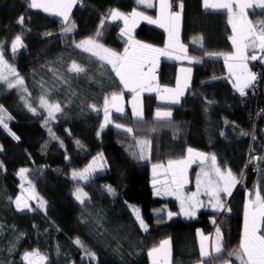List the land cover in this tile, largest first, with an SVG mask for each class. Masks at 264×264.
<instances>
[{
	"label": "trees",
	"instance_id": "16d2710c",
	"mask_svg": "<svg viewBox=\"0 0 264 264\" xmlns=\"http://www.w3.org/2000/svg\"><path fill=\"white\" fill-rule=\"evenodd\" d=\"M30 2L0 0V50L24 80L25 99L38 111L33 115L27 110L20 89L0 88V106L12 117L8 130L0 126V264H24L22 255L34 249L47 255L46 264H150L149 251L165 239L171 241L172 264H196L202 260L196 231L210 233L214 227L221 231L223 250L204 264H241L229 253L239 249L247 194L260 192L264 198V113L259 118L250 115L249 108L255 111L261 104L243 102L226 78L221 57L232 51L230 13L205 10L203 0H170L174 7L183 5L180 35L188 55L202 61L190 65L191 86L180 104L144 95L142 119L126 108L123 114L113 113L112 125L101 130L105 99L121 94L122 88L110 64L75 44L95 37L104 20L98 42L120 55L127 38L121 35L122 23L109 20L110 11L129 14L135 9L156 18L158 0L150 9L135 0H77L68 14L75 25L70 33L63 32V20L29 8ZM248 17L259 25L264 11H249ZM137 26L133 37L163 47L164 29L145 21ZM17 35L24 47L14 54L11 42ZM73 62L84 72L69 73ZM178 65L159 62L161 86H174ZM42 95L63 110L49 121L58 139L46 155L39 153L42 134L49 133L42 126L47 119L39 107ZM165 108L173 111L172 117L157 120L155 110ZM141 141L149 143L143 159L138 151ZM188 148L214 154L220 168L231 170L239 181L221 211L202 209L192 220L180 217L176 201L157 195L151 186V164L185 158ZM97 155L103 158V172L88 182L72 180V172L82 171ZM21 168L29 170L25 180L46 202L44 209L30 204L32 210L17 211ZM105 186L116 195H109ZM78 187L87 194L83 205L73 195ZM135 209L147 231L136 221ZM169 211L175 214L170 220ZM77 239L83 246L74 243Z\"/></svg>",
	"mask_w": 264,
	"mask_h": 264
},
{
	"label": "snow or ice",
	"instance_id": "6c2138e0",
	"mask_svg": "<svg viewBox=\"0 0 264 264\" xmlns=\"http://www.w3.org/2000/svg\"><path fill=\"white\" fill-rule=\"evenodd\" d=\"M137 5H142L144 8H153L157 5L153 3V0H135ZM77 0H46V2L37 3V0H31L29 8H40L45 12H52V14L61 16L65 21L69 19V11ZM233 4L237 11V15L241 18L242 23L239 26L229 20L232 24V30L234 36L230 37L235 47V53L229 56H225L226 66L230 76L234 78L233 87L239 93L241 97L246 95L245 89L253 87L258 79V74L251 71L247 65V61L260 60L264 63V56H257L255 54L249 55V50L255 52L259 49L264 52V21L259 22V25H254L251 21L247 20L244 16V9L251 8L252 4L248 0H242L241 3H235V0H226L224 3L211 4L208 0H203V6L205 9H227L229 13L233 12ZM182 8L183 5L181 4ZM256 7H264V0H257ZM172 9V3L170 0H158L157 16L153 18L150 15L145 14L143 11L133 10L132 13L124 14L123 12L112 9L109 13V19L111 21H123L124 27L121 28V35L127 37L126 47L123 55H119L116 52L104 47V45L98 42V38L103 35V27L105 24L104 20H101L100 27L98 28L95 37H90L75 44L77 49H82L84 52L91 53L94 57H99L101 60H106L108 64L112 66V70L115 75L119 78V81L126 89L133 93L140 91H155L156 89L152 86L153 68L158 57L169 56L171 51H176L180 56L187 57V49L183 44H180L177 39L176 25L177 21L180 20L181 13L174 12ZM139 21H145L149 25H156L159 28L165 30L168 33V42L164 49L152 47L149 44L137 41L132 36V29L137 25ZM23 23V17L18 21ZM75 28V25L67 23L63 28L64 33H70ZM21 35H17L11 42V51L15 54L20 48H23ZM209 58L211 56L209 55ZM231 61V63H228ZM190 63H201V60L189 58ZM69 73L80 74L84 72V69L78 66L75 62L67 69ZM182 71L187 74L191 69L185 68ZM0 82L6 84L8 90L20 89L22 95L21 99L25 100V107L33 115H37L38 111L36 107H33L27 102L23 93L28 90L24 87V80L19 76L16 68L10 65L5 59L3 50H0ZM189 85L185 83L183 88H188ZM168 92L171 97L172 104H180L181 97L184 95V91L180 86V81H177V88L164 89ZM47 94V93H46ZM121 99L120 95L113 94L111 96L112 108L116 113H122L123 109L119 104ZM39 107L44 109L47 113V119L44 121L42 126L47 127L52 139H58V137L52 133L49 121L55 119L57 114H63L62 107L59 103H50L42 95L39 98ZM66 107V106H65ZM95 110V109H94ZM133 115L135 118L142 119V112L138 111L136 107H133ZM110 113L108 108V100L105 99L104 108V123L100 125L101 130L104 129L105 125L111 123L109 119ZM172 117L171 111H157L155 118L157 120H167ZM12 117L6 113L3 106H0V126L5 130H8L7 121L11 120ZM120 128V125H116ZM127 132H131V129H125ZM14 139H19L13 133ZM97 135H100L98 132ZM79 143V141H77ZM188 156L185 159L177 161H169L165 168V173H170L172 180L171 184L165 181L164 194L175 195L176 199L180 202V212L186 217H193L199 208H203L204 202L199 199L200 195L203 194L209 197V205L213 211H219L224 208L221 194L231 195V189L239 182L236 176L233 175L231 170L222 171L217 165V157L213 154L208 156L202 152H196L192 148L187 149ZM143 159V156L140 157ZM100 157L94 158L93 162L85 167L82 171H73L72 180H80L88 182L91 177L103 170V164L99 167L96 165V160ZM199 163L204 166L202 168V174L197 175V191L190 195H181V191L184 187L186 180L187 170L191 164ZM210 161V165H208ZM2 167V164H0ZM163 165H153V168H160ZM28 169L21 168L17 175L21 181H25ZM201 175L203 178H201ZM157 181H153L155 185ZM28 193L27 196L18 195L14 201L17 211H23L25 209L32 210L29 208V200H37V207L44 209L46 202L37 196L34 187L31 182H28ZM106 191L109 195L115 196V190L111 186H105ZM201 189L203 192L201 193ZM157 195L160 194V190H157ZM75 199L80 202L81 205L85 204L86 193L81 188H77L73 193ZM251 211H248L249 205L246 204L245 220L242 238L239 244V249L235 252L229 253V256L235 255L240 259L241 264H264V198L261 197L260 192L255 193V199L250 201ZM162 210H157V214ZM136 221L139 226L147 231V225L142 219L139 209H135L134 213ZM175 215L171 211L167 212L169 220ZM214 223V221H213ZM75 244L83 246L82 241L77 239L74 241ZM168 240L161 242L160 247L153 248L149 251L148 255L155 257L152 264H158L160 257L167 259L169 256ZM222 234L219 228L216 229V241L213 247V251L217 254L221 252ZM12 251V249H9ZM59 254V249H57ZM86 255L91 260H96V256L92 252H87ZM201 257H207L209 253L206 251L203 241L200 245ZM24 264H46L48 257L46 254H42L40 250L34 249L32 251H26L22 257Z\"/></svg>",
	"mask_w": 264,
	"mask_h": 264
},
{
	"label": "crops",
	"instance_id": "0c3cea01",
	"mask_svg": "<svg viewBox=\"0 0 264 264\" xmlns=\"http://www.w3.org/2000/svg\"><path fill=\"white\" fill-rule=\"evenodd\" d=\"M208 2L209 3H211V4H220L221 2H222V0H208ZM225 2H226V0H225ZM242 2V0H235V3H241ZM248 2H250L251 4H252V7L251 8H247V9H244V16L247 18V20H249V21H251L250 19H249V17H248V12L249 11H264V7H256V0H248ZM205 9V8H204ZM233 12L232 13H230V19L232 20V22L233 23H236L238 26H239V24L240 23H242V21H241V18L236 14L237 13V11H239V10H237L236 8H235V4H233ZM205 10H208V11H212V12H215V11H228L227 9H205ZM172 11H174V12H180L181 13V7L180 6H175V10H172ZM131 13H129V15H130ZM181 17H182V13H181ZM181 17H180V20L179 21H177V25H176V30H177V39H178V41H179V43L180 44H183L182 43V41H181V35H180V31H181V27H182V24H181ZM110 20V19H109ZM111 21V20H110ZM113 22V21H112ZM116 22H118V21H116ZM119 22H121L122 23V26H124V24H123V21H119ZM252 22V21H251ZM138 23H140V21L138 22ZM137 23V24H138ZM253 23V22H252ZM255 25V24H254ZM137 25L132 29V36H133V34H134V32H135V30L137 29ZM231 32H232V34H231V36L230 37H232V36H234V33H233V30H232V24H231ZM166 39H165V42H164V44H163V47H157V46H154V45H152V47H155V48H160V49H164L165 48V45L167 44V42H168V33H166ZM127 38V37H126ZM135 40H137L135 37H133ZM138 41V40H137ZM142 42V41H141ZM142 43H144V42H142ZM230 43H231V45H232V51L231 52H229V53H227L226 55H223L222 57H221V60H222V62H223V65H225V71H226V73H225V75H226V78H227V80H228V82L231 84V86L233 87V83H234V78L233 77H231L230 76V73H229V71H228V67L226 66V62H225V56H229V55H232V54H234L235 53V47H234V45H233V43H232V40L230 39ZM184 45V47L187 49V45H185V44H183ZM125 51V50H124ZM124 51L120 54V55H123L124 54ZM249 55H252V54H255V55H257L258 57L259 56H261L260 55V50L259 49H257L255 52H252V50H249V53H248ZM189 58H192L191 56H189L188 55V50H187V57H183V56H180L179 54H178V52H176V51H171L170 52V55L169 56H164V57H158L157 58V60H156V63H155V65H154V68H153V77H154V80L152 81V86H153V88L154 89H156L155 91H151V92H149V91H140V92H137L138 93V97H140V99H139V105H138V107H139V109H138V111H141L142 112V116H144V111H143V100H141V98L143 99V96L144 95H152V96H156L158 99H160V100H170L171 101V97H170V94L168 93V92H166V91H164V89H172V90H175L176 88H177V81L179 80L180 81V86H181V88H182V90L184 91V95L181 97V99L185 96V94H186V91L189 89V87L191 86V82H192V79H193V77H192V75H193V68H192V66H190L192 63H190L189 62ZM168 60V61H171V62H177V63H179L180 65H178L177 67V71H176V75H175V78H176V80H175V84H174V86H161L160 84H159V82H158V77H157V74H156V72H157V70H158V65H159V62L161 61V60ZM256 61H260L259 59L258 60H255V61H253V60H248L247 61V65H248V67H249V69L251 70L252 69V65L254 64V62H256ZM228 63H231V61H228ZM185 68H188V69H191V71L189 72V73H187V74H185L183 71H182V69H185ZM115 73V72H114ZM116 78H117V80H119V78L116 76ZM119 83H120V81H119ZM185 83H187L188 85H189V87L188 88H186V89H184L183 88V85L185 84ZM120 85H121V88H122V93L121 94H118V95H120L121 96V99H120V101H119V104H120V106L122 107V109H123V112L122 113H117V114H123L124 113V111H125V109L126 108H128L129 110H130V112L132 113V115H133V110H132V108H131V104H130V101L129 100H131V96H133V92H131V91H129L128 89H126L125 87H124V85H122L121 83H120ZM233 89H234V91L236 92V93H238L236 90H235V88L233 87ZM123 94H128L129 96H127V98L126 99H124V95ZM239 94V93H238ZM110 103H111V105H110ZM141 103V104H140ZM108 105H110L108 108H109V112H111L112 114L113 113H116L115 112V110L112 108V101H111V98H109L108 99ZM161 111V112H163V111H171V113L173 114V111L171 110V109H169V108H165V109H156L155 110V113L157 112V111ZM112 116V115H111ZM111 116L109 117V119H110V121H111ZM154 116H155V114H154ZM133 117H134V115H133ZM103 123H104V120H103ZM107 125H112L111 123H109V124H107ZM196 151V150H195ZM196 152H199V151H196ZM200 152H202V151H200ZM202 153H204V154H206V155H208V156H211V155H209V154H207V153H205V152H202ZM188 156V153H187V155H186V157ZM185 157V158H186ZM169 162V161H168ZM168 162L167 163H157V164H155V165H163V167H160V168H157V172H158V175H160L161 176V178H162V181H160V183H158V184H156V185H154V186H152L153 187V190H155V189H159L160 190V195H162V196H164L165 198H167V199H172V200H174V201H176V203H177V206H179V216L180 217H182V218H184V219H186V220H192V218H195L196 217V215L201 211V210H197V212H196V215L195 216H193V217H186V216H184L181 212H180V202L176 199V197H175V195H166V194H164V191H163V189H164V184H165V181H167L168 182V184H171V180H172V177H171V174L170 173H165V168L167 167V165H168ZM208 163V165H210V161H208L207 162ZM217 165L219 166V164H218V162H217ZM193 167H195V168H193ZM204 166H202L200 163H199V161H197L196 163H193V164H191L190 165V167L188 168V170H187V180H188V183H187V185H185L184 184V187H183V189H182V191H181V195H188V194H190V193H193V192H196L197 191V184H196V180H197V175L198 174H202V168H203ZM220 167V166H219ZM153 168V165H151V169ZM221 170L222 171H227V169H224V168H221ZM233 175L234 176H236L234 173H233ZM201 178H203L202 177V175H201ZM237 178V177H236ZM237 185H238V183L231 189V195H224V194H221V197H222V202H223V204H224V200L225 199H227V198H229V197H231L232 195H233V192H234V190H235V188L237 187ZM157 190H156V192L155 193H157ZM203 192V189H201V193ZM199 199H209V197H207V196H205V195H203V194H201L200 195V197H199ZM255 198H250V200H254ZM246 201V200H245ZM245 205H246V202H245ZM245 205H244V210H243V221H242V231H241V238H242V233H243V227H244V220H245ZM247 205H249L248 203H247ZM201 209H204V208H201ZM209 210H211V211H213V209L210 207L209 208ZM219 211H221V210H219ZM219 211H217V212H219ZM174 216V215H173ZM167 218H168V216H167ZM169 219V218H168ZM218 227H214V229H213V231L212 232H210V233H206V232H204V231H202V230H197L196 231V238H197V243H198V249H199V253H200V245H201V242L203 241V243H204V245H205V248H206V251L209 253V255L207 256V257H201V255H200V259H202L200 262H198V263H196V264H204V262L203 261H205L206 259H209V258H211V257H213V256H215L217 253H215L214 251H213V247H214V244H215V241H216V229H217ZM164 241V240H163ZM170 241V240H169ZM240 241H241V239H240ZM161 245V244H160ZM160 245L158 246V247H160ZM222 245H223V237H222V244H221V252H222V250H223V247H222ZM158 247H156V248H158ZM168 250L170 249L171 250V241H170V244H168ZM153 249V248H152ZM172 251V250H171ZM154 258H156L155 257V254H154V256L152 257V259H154ZM148 259H149V262H150V264H152V260H151V257L148 255ZM171 259H172V254L170 255V257H169V259L167 258V259H164L163 257L161 258L160 257V259L158 260V264H172V261H171ZM224 264H231V263H229V262H226V263H224Z\"/></svg>",
	"mask_w": 264,
	"mask_h": 264
},
{
	"label": "rangeland",
	"instance_id": "374dc122",
	"mask_svg": "<svg viewBox=\"0 0 264 264\" xmlns=\"http://www.w3.org/2000/svg\"><path fill=\"white\" fill-rule=\"evenodd\" d=\"M219 1V0H218ZM41 2H46V0H37V3H41ZM225 2V0H222V2L221 3H224ZM256 3H257V0H256ZM73 8V7H72ZM71 8V9H72ZM37 9H39V10H41L42 12H43V9H40V8H37ZM45 12V11H44ZM45 13H47L48 15H50V16H52V17H58V18H60L61 20H63V22L65 23V25L67 24V23H71V24H73V21L71 20V19H68V21H65L64 20V18L63 17H61V16H57V15H54V14H52V12H45ZM65 25H64V27H65ZM63 27V28H64ZM260 55L261 56H264V52H261L260 51ZM98 59H99V57H97ZM101 60V59H100ZM105 63H107L106 62V60H103ZM0 88H5V89H7V86H6V84H3L2 82H0ZM124 99H126V98H124ZM139 99H140V97H138V93H134L133 94V96H131V100H129L130 101V104H131V108H132V110H133V107L135 106L136 107V109L138 110L139 109V107H138V105H139ZM141 100H143L142 98H141ZM141 104V103H140ZM110 105H111V103H110ZM110 105H108V107L110 106ZM110 113V116L112 115V113L111 112H109ZM109 116V117H110ZM54 144V141H53V139L50 137V135H49V133H47L46 131H44L43 132V134H42V143H41V146H40V150H39V153L41 154V155H46L48 152H49V147L50 146H52ZM139 148H138V151H139V153H140V155H143V157L144 158H147L148 156H147V152H148V148H149V143H147V142H145V141H141V142H139ZM195 151V150H194ZM97 157H100V159H97L96 160V165L99 167L101 164H103V158H102V156H100V155H97V156H95V158H97ZM181 159H185V158H181ZM181 159H179V160H181ZM93 160H94V158H93ZM93 160L90 162V163H92L93 162ZM89 163V164H90ZM88 164V165H89ZM87 165V166H88ZM151 165H155V164H151ZM86 166V167H87ZM103 169H104V167H103ZM103 172V170L102 171H99V172H97V173H95V174H98V173H102ZM94 174V175H95ZM188 176V175H187ZM187 176H186V180H185V185H187V183H188V180H187ZM157 181V183L156 184H158V183H160V181H162V178H161V176L160 175H158V172H157V168L156 169H154V168H152L151 169V186H154V184H153V181ZM28 182L29 181H27V180H25V181H23V183L21 184V187H20V196H27V195H29V193H28V191H27V189H28V187H29V185H28ZM155 184V185H156ZM33 186V185H32ZM156 190L157 189H155L154 191L156 192ZM256 193V192H255ZM255 193L253 194V197H250V194H247V196H246V204L248 203L249 204V208H248V211H251L252 209H251V205H250V198H255ZM191 194V193H190ZM190 194H188V195H190ZM203 202H204V209H209L211 206L209 205V199H201ZM28 204H29V208H30V204H35L36 206H37V200H29L28 201ZM28 209H25V210H23V211H21V212H24V211H27ZM199 210H202L201 208H199ZM245 211H246V205H245ZM18 212H20V211H18ZM165 240H168L169 241V239H165ZM169 244H170V241H169ZM172 254V251L169 249V256H168V259H169V257H170V255ZM162 258V257H161ZM160 259V258H159ZM151 260L153 261V259H152V257H151Z\"/></svg>",
	"mask_w": 264,
	"mask_h": 264
},
{
	"label": "built area",
	"instance_id": "2783aa9c",
	"mask_svg": "<svg viewBox=\"0 0 264 264\" xmlns=\"http://www.w3.org/2000/svg\"><path fill=\"white\" fill-rule=\"evenodd\" d=\"M172 9H175L174 6H172ZM171 9V10H172ZM257 66L255 68L252 69L253 72L258 74V79L255 82V84L253 85V87L249 88V89H245L246 95L241 97V100L243 102H251V100H256L257 102H259V104H261L260 106L262 108H257L255 111L253 110V108H249V112L250 115L252 113H254L255 117H261L262 114L264 113V63H262L261 61L257 62ZM253 140H256V138L253 136ZM253 146V145H251ZM250 156H254L253 152L254 150L251 147V151H250ZM250 164V162H249ZM248 164V165H249Z\"/></svg>",
	"mask_w": 264,
	"mask_h": 264
},
{
	"label": "water",
	"instance_id": "95a60500",
	"mask_svg": "<svg viewBox=\"0 0 264 264\" xmlns=\"http://www.w3.org/2000/svg\"><path fill=\"white\" fill-rule=\"evenodd\" d=\"M51 147V146H50ZM50 147H49V149H50Z\"/></svg>",
	"mask_w": 264,
	"mask_h": 264
}]
</instances>
